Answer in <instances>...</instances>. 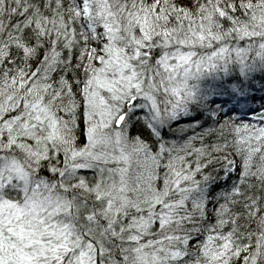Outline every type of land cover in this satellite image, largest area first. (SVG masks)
Wrapping results in <instances>:
<instances>
[{
    "label": "snow or ice",
    "instance_id": "snow-or-ice-1",
    "mask_svg": "<svg viewBox=\"0 0 264 264\" xmlns=\"http://www.w3.org/2000/svg\"><path fill=\"white\" fill-rule=\"evenodd\" d=\"M0 264H264V0H0Z\"/></svg>",
    "mask_w": 264,
    "mask_h": 264
}]
</instances>
